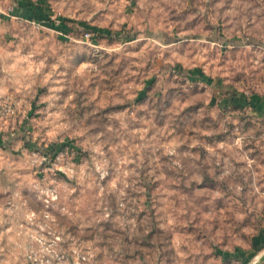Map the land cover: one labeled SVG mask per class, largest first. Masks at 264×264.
I'll use <instances>...</instances> for the list:
<instances>
[{
  "label": "rangeland",
  "instance_id": "1",
  "mask_svg": "<svg viewBox=\"0 0 264 264\" xmlns=\"http://www.w3.org/2000/svg\"><path fill=\"white\" fill-rule=\"evenodd\" d=\"M260 93L264 0H0V264H264Z\"/></svg>",
  "mask_w": 264,
  "mask_h": 264
},
{
  "label": "crops",
  "instance_id": "2",
  "mask_svg": "<svg viewBox=\"0 0 264 264\" xmlns=\"http://www.w3.org/2000/svg\"><path fill=\"white\" fill-rule=\"evenodd\" d=\"M20 9H22L23 11H25L26 13L29 14L28 8L26 6L25 7H20ZM238 103L242 104V106H243V104H246V105L243 106V108L244 107L245 108H249L254 113H257V114L264 113V93L253 94L250 97L246 96L245 98L241 97L239 99ZM256 242L258 243V241H256Z\"/></svg>",
  "mask_w": 264,
  "mask_h": 264
},
{
  "label": "trees",
  "instance_id": "3",
  "mask_svg": "<svg viewBox=\"0 0 264 264\" xmlns=\"http://www.w3.org/2000/svg\"><path fill=\"white\" fill-rule=\"evenodd\" d=\"M29 9H30V6L28 7V12H29V15H30V14L32 13V11H30ZM33 13H34V12H33ZM63 21H64V20H63ZM61 23H63V22H61ZM61 23H60V24H61ZM60 24H59V26H60ZM62 25H64V23H63Z\"/></svg>",
  "mask_w": 264,
  "mask_h": 264
},
{
  "label": "water",
  "instance_id": "4",
  "mask_svg": "<svg viewBox=\"0 0 264 264\" xmlns=\"http://www.w3.org/2000/svg\"><path fill=\"white\" fill-rule=\"evenodd\" d=\"M260 261H264V253L261 255Z\"/></svg>",
  "mask_w": 264,
  "mask_h": 264
},
{
  "label": "built area",
  "instance_id": "5",
  "mask_svg": "<svg viewBox=\"0 0 264 264\" xmlns=\"http://www.w3.org/2000/svg\"><path fill=\"white\" fill-rule=\"evenodd\" d=\"M61 22V20L59 19V23ZM87 35H90L89 33H87Z\"/></svg>",
  "mask_w": 264,
  "mask_h": 264
}]
</instances>
